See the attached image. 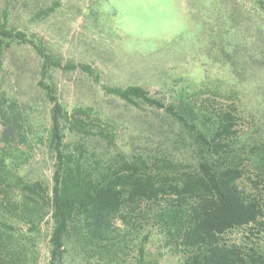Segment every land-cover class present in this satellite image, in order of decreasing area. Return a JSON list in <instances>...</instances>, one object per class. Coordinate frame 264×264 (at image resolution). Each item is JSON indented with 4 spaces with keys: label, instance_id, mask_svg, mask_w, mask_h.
I'll use <instances>...</instances> for the list:
<instances>
[{
    "label": "rangeland",
    "instance_id": "rangeland-1",
    "mask_svg": "<svg viewBox=\"0 0 264 264\" xmlns=\"http://www.w3.org/2000/svg\"><path fill=\"white\" fill-rule=\"evenodd\" d=\"M3 9L11 27L41 39L62 62L88 65V70L51 69L43 79L53 85L65 109L88 106L110 124L111 143L92 138L87 141L91 150L119 151L149 162L168 158L192 163L191 142L173 117L142 100L130 103L106 93L103 85H139L165 103L186 91L199 104H234L237 130L248 141H264V8L258 0H0V12ZM40 79V59L28 43L14 42L0 53V102L15 99L24 120L14 134L17 149L23 151L16 172L24 180L50 186L52 155L34 139L45 135L50 123V103L38 85ZM2 131L0 122V136ZM19 133L30 140L28 146ZM256 186L264 222V182ZM5 210L6 217L0 219L26 229L18 210ZM49 211L43 206L48 213L36 224L34 245L27 243L23 251L32 264L48 261ZM148 214L136 220L141 223L138 237L128 236L112 259H84L79 248L68 243L64 263L138 262L137 246L147 235L145 260L182 264L181 253L165 244ZM223 238L264 254V224L233 228Z\"/></svg>",
    "mask_w": 264,
    "mask_h": 264
},
{
    "label": "trees",
    "instance_id": "trees-1",
    "mask_svg": "<svg viewBox=\"0 0 264 264\" xmlns=\"http://www.w3.org/2000/svg\"><path fill=\"white\" fill-rule=\"evenodd\" d=\"M258 2L264 8V0ZM5 9L0 12V53L14 42L28 43L40 59L38 85L50 103V123L45 135L34 139L51 153L53 169L50 186L41 180H24L16 172L20 163L16 159L23 151L17 149L14 134L24 120L19 103L2 98L0 216L6 217V207L18 210L27 227L19 230L0 219V264L33 263L25 261L23 251L27 243L34 245L36 224L48 213L43 212L45 205L52 221L47 264H65L68 243L75 244L84 259H112L123 250L128 236L138 237L141 223L136 220L147 217L146 213L165 244L181 253L182 264H264V254L254 248L223 240V234L233 228L264 224L255 192L256 184L264 182V141H248L237 130L234 104L220 108L199 104L186 91L165 103L139 85H103L106 93L130 103L142 100L173 117L191 142L192 163L168 158L149 162L119 151L91 150L87 141L92 138L111 143L110 124L88 106L65 109L53 85L43 79L51 69L88 70V65L62 62L41 39L11 27ZM52 9L50 5L48 11ZM20 135L28 146L30 140ZM141 238L138 262L132 264H153L155 260H145L147 235Z\"/></svg>",
    "mask_w": 264,
    "mask_h": 264
}]
</instances>
